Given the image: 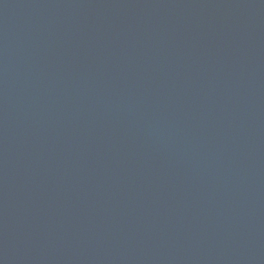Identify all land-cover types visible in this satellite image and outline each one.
Wrapping results in <instances>:
<instances>
[{
	"label": "water",
	"instance_id": "obj_1",
	"mask_svg": "<svg viewBox=\"0 0 264 264\" xmlns=\"http://www.w3.org/2000/svg\"><path fill=\"white\" fill-rule=\"evenodd\" d=\"M0 264H264V0H0Z\"/></svg>",
	"mask_w": 264,
	"mask_h": 264
}]
</instances>
